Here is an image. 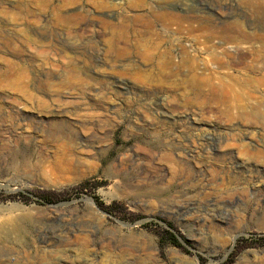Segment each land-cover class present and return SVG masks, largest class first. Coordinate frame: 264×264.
<instances>
[{
  "label": "rangeland",
  "instance_id": "374dc122",
  "mask_svg": "<svg viewBox=\"0 0 264 264\" xmlns=\"http://www.w3.org/2000/svg\"><path fill=\"white\" fill-rule=\"evenodd\" d=\"M133 1L0 0V241L27 254L8 263L264 264V99L211 100L169 71L156 13L261 36L231 44L238 66L264 64V16Z\"/></svg>",
  "mask_w": 264,
  "mask_h": 264
},
{
  "label": "bare ground",
  "instance_id": "6f19581e",
  "mask_svg": "<svg viewBox=\"0 0 264 264\" xmlns=\"http://www.w3.org/2000/svg\"><path fill=\"white\" fill-rule=\"evenodd\" d=\"M140 1H133L131 4L134 8L142 9L144 8L145 4ZM247 1L251 2L253 9L252 12L257 17L261 18L264 16V0ZM183 10L184 11L182 13H173L170 11L156 13V24L160 23L161 27V31L156 30V44L158 42H167L171 46V49L167 52L169 54H163L165 58L163 66L169 69V71L175 70L178 72L180 69L187 70L188 74H190L187 77L189 83L192 85H195L196 83H201L204 85V88H201V91L202 89H205V94H203L211 100L216 101L232 99L239 102H246L252 101V99H264V64L247 63L242 66H238V63L230 64L227 59L230 57H234L235 59V55L238 53V51H240V49H238L236 46H232V43L236 44L243 41L247 42L251 41L252 39L260 41L262 40V37L257 35H253L252 37L242 33L239 35H220L215 34V32H203L201 30L202 24H197V26L194 27L191 17L193 18L200 16V19L210 20V14H203L199 12L194 6ZM145 26L148 32L151 30V28L153 29V25L150 23H147ZM182 33H186L187 38L191 39L190 44L187 46L180 43L179 35H183ZM214 42L218 43L219 45L216 44L217 46H214ZM172 47L179 48L178 60H176V57L172 56ZM241 51L243 54L251 53V47L242 48ZM164 53H166V51H164ZM261 60L264 61V58ZM118 61L120 62V60ZM115 62L117 63V61ZM187 72L185 73L187 74ZM150 107L151 106H149V108ZM257 108L258 107H255V109ZM89 202L90 206L95 208L94 204L91 201ZM183 208L184 206H180L179 210L182 211ZM141 243L143 247L150 246L153 251L156 250L155 243L152 239L142 241ZM12 255L20 256L21 259H27V254L23 247H9L8 243L0 241V264H10L8 262ZM89 260L91 262L96 261V255H92ZM118 264H137V261L125 259L120 261Z\"/></svg>",
  "mask_w": 264,
  "mask_h": 264
},
{
  "label": "trees",
  "instance_id": "16d2710c",
  "mask_svg": "<svg viewBox=\"0 0 264 264\" xmlns=\"http://www.w3.org/2000/svg\"><path fill=\"white\" fill-rule=\"evenodd\" d=\"M100 208H102V209L105 210V211H108V208H107V207H104V206H102V205H100Z\"/></svg>",
  "mask_w": 264,
  "mask_h": 264
}]
</instances>
